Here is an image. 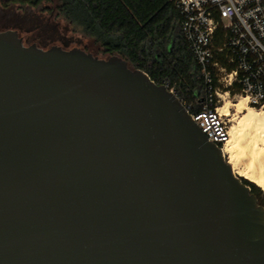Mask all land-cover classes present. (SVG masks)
Masks as SVG:
<instances>
[{
  "label": "water",
  "instance_id": "95a60500",
  "mask_svg": "<svg viewBox=\"0 0 264 264\" xmlns=\"http://www.w3.org/2000/svg\"><path fill=\"white\" fill-rule=\"evenodd\" d=\"M0 264H264V206L165 84L0 30Z\"/></svg>",
  "mask_w": 264,
  "mask_h": 264
},
{
  "label": "trees",
  "instance_id": "16d2710c",
  "mask_svg": "<svg viewBox=\"0 0 264 264\" xmlns=\"http://www.w3.org/2000/svg\"><path fill=\"white\" fill-rule=\"evenodd\" d=\"M41 2L0 0V6L35 7ZM57 8L70 24L92 37L105 54L122 56L156 83H168L190 113L202 110L204 81L199 78V64L181 30L175 0H58ZM239 90L234 86L230 92ZM241 178L264 206L262 187Z\"/></svg>",
  "mask_w": 264,
  "mask_h": 264
},
{
  "label": "built area",
  "instance_id": "2783aa9c",
  "mask_svg": "<svg viewBox=\"0 0 264 264\" xmlns=\"http://www.w3.org/2000/svg\"><path fill=\"white\" fill-rule=\"evenodd\" d=\"M175 5L204 81L202 110L190 114L223 148L231 136L221 111L223 95L237 86L248 104L264 107V0H175Z\"/></svg>",
  "mask_w": 264,
  "mask_h": 264
},
{
  "label": "rangeland",
  "instance_id": "374dc122",
  "mask_svg": "<svg viewBox=\"0 0 264 264\" xmlns=\"http://www.w3.org/2000/svg\"><path fill=\"white\" fill-rule=\"evenodd\" d=\"M57 5L58 0H42L39 6L35 7L21 6L20 4L0 6V30L17 29L26 44L37 43L44 48H49L52 45H59L66 49L79 47L100 57L109 56L103 52V48L92 37L70 24L60 14ZM229 98L236 102L241 98V95L238 92H230ZM223 103L221 102V104ZM237 113L235 107L230 108V115H227L230 127L235 123L233 118L239 115ZM226 161L229 162L227 157ZM235 174L246 178L238 171ZM261 190L264 195V190L262 188Z\"/></svg>",
  "mask_w": 264,
  "mask_h": 264
},
{
  "label": "bare ground",
  "instance_id": "6f19581e",
  "mask_svg": "<svg viewBox=\"0 0 264 264\" xmlns=\"http://www.w3.org/2000/svg\"><path fill=\"white\" fill-rule=\"evenodd\" d=\"M223 100L221 111L225 115H230L231 107L239 114L233 118L235 123L223 152L235 173L238 171L264 189V107L248 105L245 95L234 102L226 93Z\"/></svg>",
  "mask_w": 264,
  "mask_h": 264
}]
</instances>
